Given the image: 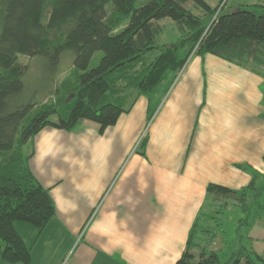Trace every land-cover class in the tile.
Here are the masks:
<instances>
[{
	"label": "crops",
	"instance_id": "0c3cea01",
	"mask_svg": "<svg viewBox=\"0 0 264 264\" xmlns=\"http://www.w3.org/2000/svg\"><path fill=\"white\" fill-rule=\"evenodd\" d=\"M255 3L264 0L235 6ZM263 85L248 63L193 54L150 96L130 97L102 133L88 119L42 128L28 141L29 166L56 212L44 229L54 230L29 242L15 228L29 264H175L199 211L218 198L207 185L239 190L250 168L264 175ZM263 215L248 231L254 249Z\"/></svg>",
	"mask_w": 264,
	"mask_h": 264
},
{
	"label": "trees",
	"instance_id": "16d2710c",
	"mask_svg": "<svg viewBox=\"0 0 264 264\" xmlns=\"http://www.w3.org/2000/svg\"><path fill=\"white\" fill-rule=\"evenodd\" d=\"M187 1L0 0V261L29 264L30 246L15 222L29 223L40 234L56 212L49 188L30 169L32 153L25 157L22 153L23 145L42 128L70 131L88 119L102 133L128 111L131 103L126 107L123 101L150 96L193 54L211 53L240 65L252 59L262 65L264 4H240L225 11L226 0H218L215 7L190 0L203 12L195 15L185 7ZM164 18L176 22L181 35L170 44H157V21ZM99 50L103 52L99 63L88 68ZM152 50L155 55L146 60ZM64 51L73 53L68 75L55 83L56 72L45 69V94L38 100L20 101L29 61L39 57L52 68ZM19 55L28 63H20ZM144 145L143 140L141 154ZM249 171L250 182L242 189L206 187L207 196H233L242 210L252 211L250 218L243 219L246 232L264 212V175ZM261 178L263 183L257 186ZM208 213L206 208L199 211L175 264H264L248 235L245 242L241 236L234 250L203 247L199 236L207 230Z\"/></svg>",
	"mask_w": 264,
	"mask_h": 264
},
{
	"label": "rangeland",
	"instance_id": "374dc122",
	"mask_svg": "<svg viewBox=\"0 0 264 264\" xmlns=\"http://www.w3.org/2000/svg\"><path fill=\"white\" fill-rule=\"evenodd\" d=\"M210 7H215L218 4V0H204ZM225 1V0H224ZM251 0H226L224 10L228 11L235 7L237 3H248ZM185 7L191 11L195 15H201L203 12L200 7L194 4L192 1H187ZM161 27V30L156 34L155 41L157 44H170L177 39H179L181 35V31L177 26V23L169 18L160 19L158 23ZM155 51H149L145 57L146 60H150L155 55ZM103 52L101 50L94 52L89 62L88 68L95 67L101 57ZM191 56V55H190ZM189 56V57H190ZM73 60V53L71 51H64L61 56L60 60L49 68L46 64H44L41 58L35 57L28 63V58L19 55L18 61L22 64L28 63L27 72L24 75V88L20 94V101H27L30 98L34 97V99H40L46 91V86L48 81L43 75V72L50 70L51 72H56L54 77V82H59L64 79L69 73V67L72 64ZM247 63L254 67L264 74V60L262 65L257 64L254 60L249 59ZM49 71V72H50ZM181 69L178 71V73ZM264 88V85H263ZM130 91H125L127 94ZM132 97V96H131ZM132 98H128L127 101H121L123 105H128L127 103ZM55 116H51L53 119ZM30 149V142H27L23 145L22 153L23 157H25L29 153ZM263 183V179L259 180L257 186H261ZM249 201V197L248 200ZM211 202V201H209ZM211 207L209 208L207 215V219L205 221L206 231L201 232L199 239L200 244L203 247H206L207 250H216V251H226L230 250L231 248L236 249L239 240L241 239L245 242V236L248 235V230L246 232V228L244 225V218H250L252 211L250 209L242 210L238 201L233 198L229 197H218L217 200L211 202ZM208 209V207H204ZM264 214V212H263ZM209 217V218H208ZM242 219L243 224L240 225V220ZM261 228L257 227L253 231L254 236L263 237L264 235V215L261 218L260 224ZM15 228H17L21 233V235L25 238V241L29 242L30 237L33 236L37 230L30 225L29 223H24L22 221H16L14 224ZM34 232H33V231ZM51 230H54V227L50 226L47 231H43V234L50 233ZM249 237V236H248ZM250 238V237H249ZM245 239V240H244ZM252 240V239H251ZM252 244V241H251ZM253 247V246H252ZM255 249L263 259H264V241L258 242L256 244ZM195 255L198 254V250L194 249L192 251Z\"/></svg>",
	"mask_w": 264,
	"mask_h": 264
}]
</instances>
